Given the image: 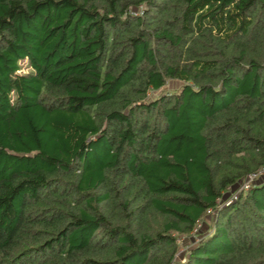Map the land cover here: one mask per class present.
Masks as SVG:
<instances>
[{
    "label": "trees",
    "instance_id": "obj_1",
    "mask_svg": "<svg viewBox=\"0 0 264 264\" xmlns=\"http://www.w3.org/2000/svg\"><path fill=\"white\" fill-rule=\"evenodd\" d=\"M262 165L264 0H0V264H264Z\"/></svg>",
    "mask_w": 264,
    "mask_h": 264
},
{
    "label": "rangeland",
    "instance_id": "obj_2",
    "mask_svg": "<svg viewBox=\"0 0 264 264\" xmlns=\"http://www.w3.org/2000/svg\"><path fill=\"white\" fill-rule=\"evenodd\" d=\"M18 64H19V70L17 71V73H25V72L30 70L26 59L20 60ZM178 84L179 83L177 81H168L158 91L152 92L150 94L148 93V97L152 98L155 95L165 93L167 91H174L177 88ZM260 178L261 179H259L257 181V183L262 182L264 180V174ZM212 216H213V214L210 213V214H207L200 219V232H199V234H196L197 237L203 236V235L210 232V228L212 226ZM183 238H184L183 242H181V241L178 242L180 252H178L176 254V256H174V261L172 264H179V262H182L184 260V255H183L184 251L187 248H189L191 245H193L195 240L197 239V238H187V236H185Z\"/></svg>",
    "mask_w": 264,
    "mask_h": 264
},
{
    "label": "built area",
    "instance_id": "obj_3",
    "mask_svg": "<svg viewBox=\"0 0 264 264\" xmlns=\"http://www.w3.org/2000/svg\"><path fill=\"white\" fill-rule=\"evenodd\" d=\"M264 174V165H262L261 167H259L257 170L250 172L249 174H247L242 180H240L238 183H236L235 185L231 186L228 188V190L221 196L218 197L216 199V205H226L228 203H230L231 201H233L238 192L240 191H245L247 190L250 186L254 185L255 182ZM207 213H211V210L208 209ZM200 232V219L197 220L194 224V226L192 227V229L188 232L187 238H197L195 240V242H197L200 237H197L196 234H199ZM185 236H179L176 239V242L178 243L179 241L183 242ZM180 242V243H181ZM194 242V243H195ZM179 244V243H178ZM179 250V248H178ZM180 252L177 251V253ZM176 253V254H177ZM176 256V255H175Z\"/></svg>",
    "mask_w": 264,
    "mask_h": 264
}]
</instances>
